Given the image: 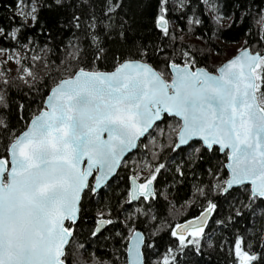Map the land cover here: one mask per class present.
<instances>
[{
    "label": "snow or ice",
    "instance_id": "obj_1",
    "mask_svg": "<svg viewBox=\"0 0 264 264\" xmlns=\"http://www.w3.org/2000/svg\"><path fill=\"white\" fill-rule=\"evenodd\" d=\"M200 5L219 44L198 49L186 40L205 25ZM223 7L220 0L4 5L0 264H198L210 219L232 232L219 245L228 244L229 264H264V0H230L227 15ZM237 24L245 38L209 66L206 55L236 42L225 33ZM166 174L173 186L199 177L184 201L199 212L182 223L162 220L161 229L153 223L158 197L174 214L157 189ZM108 189L118 193L115 217L110 201L101 204ZM241 220L250 225L243 235ZM111 237L121 241L112 258L95 248L84 257L93 238Z\"/></svg>",
    "mask_w": 264,
    "mask_h": 264
},
{
    "label": "trees",
    "instance_id": "obj_2",
    "mask_svg": "<svg viewBox=\"0 0 264 264\" xmlns=\"http://www.w3.org/2000/svg\"><path fill=\"white\" fill-rule=\"evenodd\" d=\"M12 0H0V16H3L6 14V9L4 8L5 4H10ZM220 2L224 5L223 11L225 14H229L231 12L230 8V0H220ZM196 0H193V6H195ZM256 3L259 4L260 0H256ZM203 7V5H200L197 8V16H201L200 9ZM46 15V14H45ZM202 19L205 21V25L203 28L197 27L195 29V36H200L201 40L197 41L195 39V36H190L187 38L186 42H190L195 44L196 48H201L205 44H208L209 47H211L212 44H219V41H213L212 40V33L210 31L212 25L211 20L206 16H201ZM225 25L228 24V21L225 20L223 22ZM241 25L237 24L235 25L228 33H225V35L233 36L235 37V43H226V44H220V52L217 53L213 51L209 56L206 55L205 59L207 60V63L209 66H211L214 63H218L220 61H223L227 58V56L230 55V51H228L227 47L238 44L241 40H243L244 34L240 30ZM253 31H255V26H253ZM38 41L43 44L45 37L43 35H40L37 37ZM211 42V43H209ZM255 43V41H253ZM229 53V54H228ZM233 55V54H232ZM231 56V55H230ZM229 56V57H230ZM3 149L0 147V152H2ZM141 153L134 152L133 156L139 158ZM168 183L167 185L163 183H157V189L161 193H166L168 197V201L172 202V208L171 211L174 213L173 215H169V204L167 201L164 200L163 196L158 197V203L156 204V209L159 213L160 219L153 222L155 224L160 225L161 229L167 228V223H162V220L167 221L168 223H181L185 219H191L193 215L198 214L199 212V206H184L185 199L188 198V194H190L191 186L193 183H196L199 177H194L193 175L189 174L187 177V180L183 184L175 183L173 186V181L170 176V174H166ZM161 180H164L165 177H161ZM107 192V196L104 195V192H101V204L105 202V200L110 201L112 207H113V216L120 211L119 206L117 205V198L118 193H113L111 189L105 190ZM94 207H99L100 205L93 204ZM124 216L120 215L119 219L123 220ZM147 223V222H146ZM250 225L246 224L243 220H241L239 223L236 224V229L239 230V232L243 235L245 234L246 228ZM121 225L117 224L115 228H112V226H109V231H106L104 233L105 236L109 235V232H115L116 229H120ZM143 230V229H142ZM206 236L204 239V248H203V256L197 257L196 260L198 261V264H229V257H228V244L224 243L223 250L220 248V242L224 239H231L232 232L230 230H223L220 226L215 225L214 220L211 219L209 221V224L207 228L205 229ZM124 236H127V231L123 232ZM162 236H165V239H167V236L164 231L161 232ZM208 240H211L216 247L209 248L207 247ZM92 247H86V250H84L83 255L85 258H88L89 252L92 250V248H95L97 255L101 257V259H110L112 258V252L115 249L121 248V241L119 237H111L107 241H105L103 238H100L99 240H96L93 238L91 241ZM126 246V241H125ZM162 250V249H161ZM122 251V249H121ZM106 254V255H105Z\"/></svg>",
    "mask_w": 264,
    "mask_h": 264
},
{
    "label": "rangeland",
    "instance_id": "obj_3",
    "mask_svg": "<svg viewBox=\"0 0 264 264\" xmlns=\"http://www.w3.org/2000/svg\"><path fill=\"white\" fill-rule=\"evenodd\" d=\"M238 47H239V43L227 47L228 51H230V52H229L230 55L234 54V53H235V49L238 48ZM229 53H228V54H229ZM230 55H229V56H230ZM229 56H227V57H229ZM12 67H14V65H12ZM181 223H182V222H181Z\"/></svg>",
    "mask_w": 264,
    "mask_h": 264
},
{
    "label": "water",
    "instance_id": "obj_4",
    "mask_svg": "<svg viewBox=\"0 0 264 264\" xmlns=\"http://www.w3.org/2000/svg\"><path fill=\"white\" fill-rule=\"evenodd\" d=\"M210 220H211V219H210ZM210 220H209V221H210ZM207 226H208V225H207ZM206 228H207V227H206Z\"/></svg>",
    "mask_w": 264,
    "mask_h": 264
}]
</instances>
